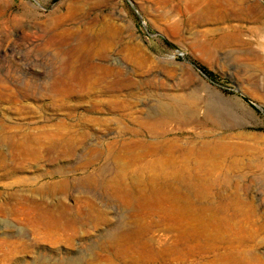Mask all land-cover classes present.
<instances>
[{"label":"rangeland","instance_id":"obj_1","mask_svg":"<svg viewBox=\"0 0 264 264\" xmlns=\"http://www.w3.org/2000/svg\"><path fill=\"white\" fill-rule=\"evenodd\" d=\"M243 1L0 0V264H264V0Z\"/></svg>","mask_w":264,"mask_h":264},{"label":"bare ground","instance_id":"obj_2","mask_svg":"<svg viewBox=\"0 0 264 264\" xmlns=\"http://www.w3.org/2000/svg\"><path fill=\"white\" fill-rule=\"evenodd\" d=\"M217 1V3L219 2V3H224L225 5H227V6H231V4H233V5H235V6H237V7H240V6H243L244 5V1L243 0H216ZM247 6V5H246ZM227 8V7H226ZM234 11V10H233ZM205 13L207 12V11H204ZM203 13V12H202ZM204 14V13H203ZM206 14H208V12L206 13ZM201 15V14H200ZM206 16V15H205ZM70 34V33H69ZM68 36V35H67ZM235 39V38H234ZM103 45V44H102ZM95 51V50H94ZM90 53V52H89ZM88 54V53H87ZM97 53H95V52H92V53H90V55L88 56L89 58L91 57H93V56H97L96 55ZM88 58V59H89ZM94 58V57H93ZM108 58V57H107ZM106 58V59H107ZM71 64V63H70ZM98 64V63H97ZM96 66V65H95ZM100 66V65H99ZM98 67V66H97ZM109 67V68H108ZM100 68V70H101V73H99V74H101V78H99V80L101 81L100 83H106V79H108L107 77L108 76H110L114 71H116V69H114L113 67H111V66H100L99 67ZM75 69V64L73 63V64H71V67H70V70H69V74L71 75V72H72V70H74ZM78 69V68H77ZM79 70V69H78ZM95 70V69H94ZM84 71V70H83ZM65 72V71H64ZM78 73V72H77ZM81 73H82V71H81ZM90 73H92L91 71H90ZM87 74H89V73H87ZM120 74V73H119ZM57 75H59V74H57ZM69 75V76H70ZM68 75H67V77H66V79L67 80H69V77ZM80 76V75H79ZM82 76V75H81ZM98 76V75H97ZM56 77V76H55ZM54 77V78H55ZM53 78V79H54ZM57 78H55L54 80H56ZM59 79H61V78H59ZM58 79V80H59ZM75 79V78H74ZM73 79V80H74ZM79 79V78H78ZM89 79H91V76L90 77H88V80ZM53 80V81H54ZM57 80V81H58ZM63 80V79H62ZM67 80H65L66 82H67ZM71 80V79H70ZM79 81H80V79H79ZM78 81V82H79ZM96 81V80H95ZM94 81V82H95ZM59 82V81H58ZM61 82H64V81H61ZM65 82V83H66ZM93 81H92V79H91V81L89 82V83H87V84H93L94 83ZM52 83V82H51ZM80 83V82H79ZM84 83V82H83ZM96 83H97V81H96ZM56 84V83H55ZM107 84V83H106ZM53 85V84H52ZM64 85H66V84H63V86ZM88 85V86H89ZM74 86H76V85H74ZM84 86H87V85H84ZM104 86V85H103ZM115 86V85H114ZM114 86H110V85H106V86H104V90H105V92L107 93V91H112V89H113V87ZM69 87V86H68ZM79 87V86H78ZM93 87V86H92ZM102 87V86H101ZM3 88H5V87H3ZM72 88V87H71ZM75 88V87H74ZM90 89H92L91 87H89ZM89 88H87V89H89ZM3 90H6V89H3ZM8 90V89H7ZM23 90V89H22ZM57 90V89H56ZM66 90V89H65ZM94 90V89H93ZM115 90H117V89H115ZM59 91V90H58ZM69 91V90H68ZM76 91V90H75ZM73 92V91H72ZM117 92V91H116ZM52 92H50V94H51ZM58 93V92H57ZM69 93V92H68ZM70 93H71V91H70ZM77 93H78V91H77ZM109 93V92H108ZM54 94H56V93H54ZM111 94V93H110ZM114 93H112V95H113ZM52 95V94H51ZM58 95H59V93H58ZM73 95V94H72ZM67 96V95H66ZM9 97V96H8ZM65 97V96H64ZM180 104V103H179ZM175 105V104H174ZM182 105V104H181ZM178 106V105H177ZM183 106V105H182ZM159 107H161L160 108V110L157 108V110H159V112H158V115L159 114H161V116L162 115H164V116H174L175 115V107H173L171 104H169V103H162L161 104V106H159ZM185 110V109H184ZM188 111V110H187ZM159 118V117H158ZM158 118H155V119H158ZM173 118V117H172ZM154 119V118H153ZM152 120V119H151ZM159 121V120H158ZM153 122H154V120H153ZM155 123H156V121H155ZM144 125V124H143ZM153 135V134H152ZM70 148V147H69ZM68 148V149H69ZM69 153H70V151H69ZM264 191V190H263Z\"/></svg>","mask_w":264,"mask_h":264},{"label":"crops","instance_id":"obj_3","mask_svg":"<svg viewBox=\"0 0 264 264\" xmlns=\"http://www.w3.org/2000/svg\"><path fill=\"white\" fill-rule=\"evenodd\" d=\"M238 37V36H237ZM235 39H237V38H235Z\"/></svg>","mask_w":264,"mask_h":264}]
</instances>
